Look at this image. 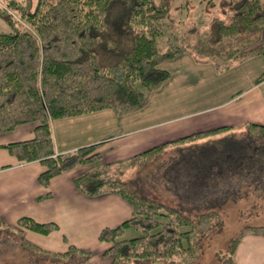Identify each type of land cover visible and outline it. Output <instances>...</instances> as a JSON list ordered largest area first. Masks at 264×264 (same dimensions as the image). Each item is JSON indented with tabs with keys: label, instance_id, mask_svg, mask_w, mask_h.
I'll list each match as a JSON object with an SVG mask.
<instances>
[{
	"label": "trees",
	"instance_id": "16d2710c",
	"mask_svg": "<svg viewBox=\"0 0 264 264\" xmlns=\"http://www.w3.org/2000/svg\"><path fill=\"white\" fill-rule=\"evenodd\" d=\"M169 5L170 0H37L32 9L22 13L30 28L18 25L12 31L0 32V133L22 123H35L33 137L3 146L21 161L39 160L45 166L38 175L41 184L76 165L101 159L97 150L100 142L55 152L52 119L101 108L123 114L143 107L150 93L170 77L159 63L182 52H190L197 61L213 62L217 71L255 54L264 56V40L260 41L264 0H232L229 19L213 17L206 26L191 25L181 34L188 46L170 45L159 50L156 39L163 32L160 22L167 18L166 25L172 23ZM0 12L4 11L0 8ZM12 18L8 15L7 19L12 23ZM262 80L264 71L255 81ZM228 127L195 131L151 146L133 158L159 153L169 144H176V150L183 146L179 142L221 133ZM246 132L252 142L264 146V124L248 122ZM115 168L103 163L74 177V185L82 193L115 192L132 208L128 218L99 232V238L109 243L104 254L111 256L110 264L142 258L194 264L202 234L219 216L216 204L192 212L191 206L185 205L186 211L179 205L160 202L140 192L130 180L121 179ZM228 184L240 188L228 193L233 201L240 197L248 200L258 189H264L250 176ZM48 196L49 192H43L35 198ZM57 226L27 215L11 225L0 216V237L9 230L37 253L53 258L82 253L86 257L83 264H88L90 250L69 245L66 251H51L24 238V229L49 233ZM127 228L141 233L122 237ZM251 231L264 233V225H246L231 239L230 264H237L233 255L238 241Z\"/></svg>",
	"mask_w": 264,
	"mask_h": 264
},
{
	"label": "crops",
	"instance_id": "0c3cea01",
	"mask_svg": "<svg viewBox=\"0 0 264 264\" xmlns=\"http://www.w3.org/2000/svg\"><path fill=\"white\" fill-rule=\"evenodd\" d=\"M159 67L168 70L170 77L139 109L117 114L101 108L52 119L55 152L100 142L99 162L117 163L195 131L222 125L235 130L248 122L264 124V80L255 81L264 71L262 54L217 71L213 62L197 61L186 51L162 61ZM34 127L35 123L27 122L0 133V216L10 224L23 215L39 222L53 221L56 229L49 233L24 229V238L51 251H66L69 245L92 250L91 264H108L104 250L109 243L99 238V232L128 218L130 204L115 192L91 196L75 187L74 177L93 163L76 165L41 184L38 175L45 166L37 159L21 161L3 146L33 137ZM43 192L49 196L37 200L35 196ZM12 239L16 240L15 235L8 232L0 246ZM18 243L27 250L22 238ZM234 259L237 264H264V233L243 235Z\"/></svg>",
	"mask_w": 264,
	"mask_h": 264
},
{
	"label": "rangeland",
	"instance_id": "374dc122",
	"mask_svg": "<svg viewBox=\"0 0 264 264\" xmlns=\"http://www.w3.org/2000/svg\"><path fill=\"white\" fill-rule=\"evenodd\" d=\"M231 1L170 0L169 12L172 23L166 25L168 19L161 20L160 26L163 32L156 39L158 49L165 50L170 45L188 46V42L181 37L184 30L191 25L199 28L206 26L213 17L229 19L233 12ZM36 2L37 0H0V8L4 11L0 12V32L12 31L14 26L18 25L30 28L22 13L32 9ZM5 14H10L14 18L12 23L4 17ZM247 134L246 125L235 130L225 129L221 133L179 142L178 144L183 146L176 150L174 148L176 144H169L159 153L146 157H132L110 165L112 168L117 167L113 171L119 172L121 179L130 180L140 192L160 202L167 201L179 205L186 211V206L188 208L191 206L192 212L205 209L215 203L214 206L219 208L217 210L219 216L213 227L205 232L206 234H202L201 250L194 264H230L231 239L246 225H264L263 188L258 189L248 200H242L243 197H240L233 201L228 195L237 188L240 191L239 187L235 188L228 184L230 181L236 184L239 178L250 176L255 178L257 185L261 184L264 187V166H262L264 146L252 142ZM177 150H180V153H177ZM100 164L103 163L97 161L93 166ZM258 177L262 178V182ZM189 214L193 215V213ZM214 219L216 217L212 221ZM8 232L15 235L16 240L12 239L9 244L7 242L0 246V264H83L86 260L82 253L70 254L65 258H53L42 256L43 254L27 246L25 250L18 243L20 235L12 231H4L0 239ZM140 233L138 229L127 228L121 236L129 237ZM92 254L87 258L88 264H91ZM105 255L110 264L111 256ZM128 264H169V262L164 260L155 262L142 258L131 260Z\"/></svg>",
	"mask_w": 264,
	"mask_h": 264
},
{
	"label": "water",
	"instance_id": "95a60500",
	"mask_svg": "<svg viewBox=\"0 0 264 264\" xmlns=\"http://www.w3.org/2000/svg\"><path fill=\"white\" fill-rule=\"evenodd\" d=\"M4 17L7 19L8 18V16L7 15H4Z\"/></svg>",
	"mask_w": 264,
	"mask_h": 264
},
{
	"label": "built area",
	"instance_id": "2783aa9c",
	"mask_svg": "<svg viewBox=\"0 0 264 264\" xmlns=\"http://www.w3.org/2000/svg\"><path fill=\"white\" fill-rule=\"evenodd\" d=\"M6 10L8 9V8H5Z\"/></svg>",
	"mask_w": 264,
	"mask_h": 264
}]
</instances>
